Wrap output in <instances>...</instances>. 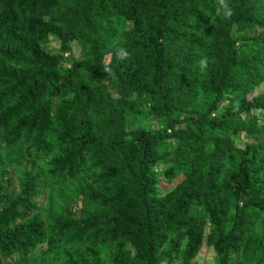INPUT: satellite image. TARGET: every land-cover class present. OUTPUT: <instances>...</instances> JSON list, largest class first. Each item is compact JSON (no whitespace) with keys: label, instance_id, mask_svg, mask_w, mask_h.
<instances>
[{"label":"trees","instance_id":"1","mask_svg":"<svg viewBox=\"0 0 264 264\" xmlns=\"http://www.w3.org/2000/svg\"><path fill=\"white\" fill-rule=\"evenodd\" d=\"M263 84L264 0H0V264H264Z\"/></svg>","mask_w":264,"mask_h":264},{"label":"rangeland","instance_id":"2","mask_svg":"<svg viewBox=\"0 0 264 264\" xmlns=\"http://www.w3.org/2000/svg\"><path fill=\"white\" fill-rule=\"evenodd\" d=\"M48 45L51 49H56L58 47V43L50 38L48 41ZM71 54L75 58H80L79 53L75 48H72ZM264 92V84L256 90L254 95L260 94ZM145 124V123H144ZM145 126L147 129L151 131H156L160 129V123L157 120H147ZM238 146L241 147L245 143V139L243 137H240L238 139ZM45 159H41L36 162L31 161H24L18 165H9L6 160L3 158V150H0V187L4 188L7 187L8 190L18 188V182L22 176V173L24 170H31L33 172H39L43 171L45 167ZM159 170L162 173V176L160 178V185H159V192L161 195H163L164 192L171 190L174 185L181 180V178L176 179L174 181L168 180V178H165V172L167 169H165L164 164H161L159 166ZM0 188V189H1ZM71 198L64 192H61L60 190L54 191L53 193H49L48 191L41 192L35 199V201L40 202L42 208H46L49 202H52L54 205H57L60 207L62 205L61 200H70ZM37 249L33 254L28 256L27 258H17L14 257L12 259L3 260V264H38L41 261L40 256L38 255ZM195 264H216L215 263V253L212 248H209L205 245H203L197 256L194 259ZM164 264H179L178 261H173L171 263L165 262Z\"/></svg>","mask_w":264,"mask_h":264}]
</instances>
